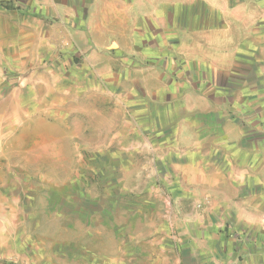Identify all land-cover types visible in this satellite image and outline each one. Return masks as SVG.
Here are the masks:
<instances>
[{"label":"crops","instance_id":"crops-1","mask_svg":"<svg viewBox=\"0 0 264 264\" xmlns=\"http://www.w3.org/2000/svg\"><path fill=\"white\" fill-rule=\"evenodd\" d=\"M34 1L0 7V45L28 67L0 96V147L47 137L55 127L42 117L66 115L79 95L107 96L151 190L168 195L165 216L180 212L175 233L168 221L152 236L163 264H264V0H111L96 31L70 0ZM58 50L59 67L42 63ZM5 173L0 264H26L45 238Z\"/></svg>","mask_w":264,"mask_h":264},{"label":"rangeland","instance_id":"rangeland-1","mask_svg":"<svg viewBox=\"0 0 264 264\" xmlns=\"http://www.w3.org/2000/svg\"><path fill=\"white\" fill-rule=\"evenodd\" d=\"M70 3L77 24L87 22L96 31L97 13L111 0ZM0 7L33 11L37 5L34 0H0ZM9 53L0 45V96L17 90L28 74V67L11 63ZM63 54L48 53L42 63L54 60L59 67ZM114 72L105 74V91L113 90ZM115 109L107 96L79 95L66 115L42 117L55 127L47 137L26 132L19 142L0 147L5 188L17 193L26 217L39 220L33 230L45 238L35 243L40 250L24 258L26 264H163L152 236L161 234L168 221L175 233L180 212L173 209L165 216L168 195L151 190L145 154L133 153Z\"/></svg>","mask_w":264,"mask_h":264},{"label":"built area","instance_id":"built-area-1","mask_svg":"<svg viewBox=\"0 0 264 264\" xmlns=\"http://www.w3.org/2000/svg\"><path fill=\"white\" fill-rule=\"evenodd\" d=\"M0 171H1V165H0Z\"/></svg>","mask_w":264,"mask_h":264},{"label":"bare ground","instance_id":"bare-ground-1","mask_svg":"<svg viewBox=\"0 0 264 264\" xmlns=\"http://www.w3.org/2000/svg\"><path fill=\"white\" fill-rule=\"evenodd\" d=\"M41 126V125H40Z\"/></svg>","mask_w":264,"mask_h":264}]
</instances>
